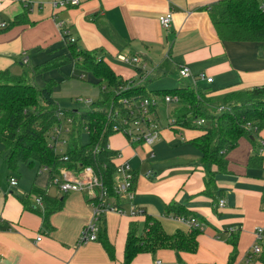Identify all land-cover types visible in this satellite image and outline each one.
<instances>
[{
    "label": "crops",
    "instance_id": "crops-1",
    "mask_svg": "<svg viewBox=\"0 0 264 264\" xmlns=\"http://www.w3.org/2000/svg\"><path fill=\"white\" fill-rule=\"evenodd\" d=\"M60 1L0 0V70L31 72L56 58H70L71 41L82 49H99L98 56L128 84H154L155 88L163 76L165 81L171 79L182 66L190 68L192 75L186 79L192 84L196 80V84L211 86L217 92L229 86L264 84V43L220 40L204 8L214 0H80L77 5L56 6ZM168 12H172L173 22L165 29L159 17ZM20 14L25 15V22L8 28L10 20ZM120 53L140 56L147 63L145 70L137 71L136 65L120 61ZM74 70L71 61L33 80L43 87L55 81H46L45 76L56 72L68 78ZM202 73L213 80L198 79ZM161 111L165 110L159 111L160 117ZM166 130L152 145L132 144L122 134L110 138V147L122 153V160H127L134 171L132 202L143 211L135 216L112 211L104 214L107 234L115 247L114 260L99 241L77 246L94 210L85 194L62 193L38 163H20L17 171H11L6 164L7 149L0 143V264H124L132 221L142 225L148 214L158 218L169 234L190 230L186 222L164 215L173 199L194 211L204 223L198 250L141 253L132 264H263L264 250L248 254L256 243L255 229L264 228V170L247 166L254 153L252 141L249 139L251 145L242 138L228 153L230 172L217 175L218 192L226 202L221 208L204 192L202 152L190 142L199 130ZM260 137L264 138V131ZM12 176L18 178L15 186L10 184ZM34 186L62 199L61 209L46 219V204L43 209L37 207L35 196L25 203ZM120 204L129 210L131 200L123 196ZM231 227L238 236L236 250L228 232Z\"/></svg>",
    "mask_w": 264,
    "mask_h": 264
},
{
    "label": "trees",
    "instance_id": "trees-1",
    "mask_svg": "<svg viewBox=\"0 0 264 264\" xmlns=\"http://www.w3.org/2000/svg\"><path fill=\"white\" fill-rule=\"evenodd\" d=\"M204 8L209 12L220 40L264 43V0H214ZM25 19L24 14L16 16L10 20L8 28L24 23ZM68 43L70 58H56L35 67L31 72L25 69L15 74L9 68L0 70V143L7 149L6 164L11 171H17L20 163H38L40 169L49 168L51 180L62 167L92 166L109 188L110 195H115V172L120 161L118 151L109 149L108 145L110 138L117 134L114 128L119 122L110 115V110H120L129 118V109L123 103L125 99L156 98L159 103L150 110L163 125L159 111L168 106L165 101L167 95H176L179 99L170 104L173 108L164 129L168 127L176 133L199 130V134L190 142L202 152L201 164L206 170L204 192L212 198L216 207L223 199L222 193L218 192L217 175L230 172L228 153L239 145L242 138L250 139L254 145L248 168L264 170V146L256 141L264 131V84L252 88L229 86L217 92L211 86L198 84L150 90L147 83L131 82L125 89L122 87L128 84L127 80L118 75L106 59L98 56L99 49L86 50L76 42ZM71 61L75 63L76 70L92 73L97 84L102 85L100 99L91 104L90 110L61 108L52 95L53 87L57 84L55 81L43 87L32 82V77L59 69ZM137 71L142 69L137 68ZM60 113L73 120L65 151L68 161L63 159V153H57L50 145V135L62 121ZM200 119L206 123L198 125ZM84 131L88 133L87 143L81 139ZM135 180L134 174L133 190ZM31 196L42 197L46 204V219L63 205L62 199L51 197L36 186L23 201L26 203ZM115 196L120 203L121 198L117 194ZM164 215L185 219L196 217L194 211L176 199L166 205ZM201 233L202 230L191 227L189 231L179 229L169 234L158 218L146 214L142 225L137 221L130 223L124 264H132L141 253L154 254L160 249L195 253ZM231 235V243L236 250L238 236L236 233ZM97 241L114 260L115 247L108 237L106 221L101 225Z\"/></svg>",
    "mask_w": 264,
    "mask_h": 264
},
{
    "label": "built area",
    "instance_id": "built-area-1",
    "mask_svg": "<svg viewBox=\"0 0 264 264\" xmlns=\"http://www.w3.org/2000/svg\"><path fill=\"white\" fill-rule=\"evenodd\" d=\"M80 0H62L56 2V6H67V5H77ZM159 21L165 29H169L172 26L173 14L168 12L159 17ZM118 59L124 63L134 64L137 68L145 70L147 63L138 55H126L119 54ZM24 63L27 59L23 60ZM181 77L187 78L192 75V72L188 66H182L179 70ZM85 75H82L84 77ZM198 79H206L207 82H211L213 79L206 76L205 74H200L197 76ZM196 80L193 84H196ZM122 88H128L127 86ZM178 96L167 95L165 101L167 105L176 103L178 101ZM87 103L91 105L92 100L88 99ZM125 106L129 109V118L124 116L120 110H110V115L113 116L115 120L119 122L116 124L114 130L127 137L130 143L142 142L147 145H152L157 139L160 138L161 131L164 126L160 120L153 116L150 108L158 105L159 101L156 98H143L134 101H129L125 99L123 101ZM113 111V113H111ZM115 111V112H114ZM61 123L54 127L50 135V145L55 149L57 153L64 154L63 159L68 161V156L65 151L59 149L62 146H66L68 141L65 139L64 135L71 133L73 120L71 117H67L65 114L60 113ZM205 120L200 119L197 121L198 125H204ZM168 128V127H167ZM264 146V140L261 141ZM110 149V144L108 145ZM95 150H98L96 148ZM263 149H261L262 151ZM119 163L116 167L115 172V184L113 186L115 195L117 194L120 198L127 196L131 200V206L129 210H126L121 206L120 203L116 201L115 195H110L109 188L103 181L102 177L97 173V171L92 166H83L67 168L62 167L52 176L51 184L55 185L62 193L70 192H82L87 197L90 204L93 205L94 210L89 223L84 227L80 234L77 242V246L84 245L89 242L97 241L99 232L101 230V225L103 223L104 214L108 211L117 212L121 215H139L142 214L141 211L135 204H133L132 199L134 197L133 177L134 171L127 160H122V153L118 152L117 155ZM43 170L49 172L48 167H43ZM10 184L15 186L18 184V178L12 176L10 178ZM35 201L37 207L44 208V202L41 196H35ZM226 204L224 199L219 202V207H224ZM178 218V217H177ZM178 219L186 222L190 227L198 228L200 230L204 229V223L200 222L196 217ZM234 228L228 229L230 234L234 233ZM256 243L253 245L252 249L248 254H260L263 252L264 248V228L257 227L255 229ZM41 237H38V241ZM247 260L249 255L246 256ZM160 264V261H157ZM71 264V263H67Z\"/></svg>",
    "mask_w": 264,
    "mask_h": 264
},
{
    "label": "rangeland",
    "instance_id": "rangeland-1",
    "mask_svg": "<svg viewBox=\"0 0 264 264\" xmlns=\"http://www.w3.org/2000/svg\"><path fill=\"white\" fill-rule=\"evenodd\" d=\"M125 53L128 54L127 52H125ZM115 61L117 63H119L117 59H115ZM123 65H126V64H123ZM49 75H51V74H49ZM82 75H85V76L82 77ZM67 76H68V78H65L62 74H58L56 72L54 74H52L51 77H49L48 75L45 76L46 81L53 78V79H55V81L57 83L55 85V87H53L52 95L55 98L58 105L61 108L68 109V110H79V111L90 110L91 105H89L87 103V100L91 99L93 102H97L101 96L100 92H101L102 85L97 84V79L93 76L92 73L87 72V71H81V70L77 69L71 73V76L69 73ZM37 77H40V76H37ZM33 78L34 77H32V82L37 86V84H39V83H37V81H34ZM162 79H163V82H160V84L155 85V88H159L160 90H166V89L169 90V89L176 88L179 86L192 84L188 79L181 77V75L178 71H174V75L172 76L171 79H167L165 81L166 78L164 76L162 77ZM40 81L42 84H45L44 81H42V79H40ZM49 82H51V81H49ZM126 86L129 87V84H127ZM213 87H215V86H213ZM155 88H154V84H152V85L149 84L150 90H154ZM172 108H173L172 105H168L164 111L165 113L163 111H161V115H162L161 118H162V122H163L164 127L168 124L167 118H169L171 116L169 114H171ZM111 113H113V111H111ZM166 129L168 130V128H166ZM117 134H120V133H117ZM69 135H70V133L64 135V137L67 141H69ZM81 139H82L83 143H87L89 140L88 133L84 131L82 133ZM243 140L247 141L248 143L250 142L249 139H247V138H244ZM256 141L258 143H261V138H257ZM250 144L252 145L251 142H250ZM243 147H244V145H242V148ZM59 149L66 151L67 145L62 146ZM238 162H241V161H238ZM232 164L236 165L235 163H233V161H232ZM238 164L240 165V163H238Z\"/></svg>",
    "mask_w": 264,
    "mask_h": 264
}]
</instances>
